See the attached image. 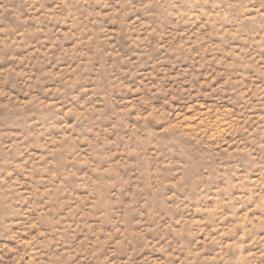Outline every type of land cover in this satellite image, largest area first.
I'll list each match as a JSON object with an SVG mask.
<instances>
[{"label": "rangeland", "instance_id": "1", "mask_svg": "<svg viewBox=\"0 0 264 264\" xmlns=\"http://www.w3.org/2000/svg\"><path fill=\"white\" fill-rule=\"evenodd\" d=\"M0 264H264V0H0Z\"/></svg>", "mask_w": 264, "mask_h": 264}]
</instances>
